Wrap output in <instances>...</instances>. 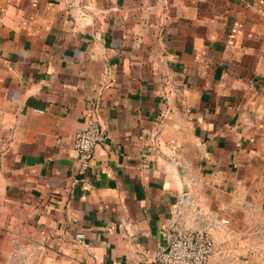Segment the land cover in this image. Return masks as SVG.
Segmentation results:
<instances>
[{"label":"crops","instance_id":"obj_1","mask_svg":"<svg viewBox=\"0 0 264 264\" xmlns=\"http://www.w3.org/2000/svg\"><path fill=\"white\" fill-rule=\"evenodd\" d=\"M206 227L209 264H264V0H0V264H152Z\"/></svg>","mask_w":264,"mask_h":264},{"label":"built area","instance_id":"obj_2","mask_svg":"<svg viewBox=\"0 0 264 264\" xmlns=\"http://www.w3.org/2000/svg\"><path fill=\"white\" fill-rule=\"evenodd\" d=\"M105 133L99 114L89 117L86 129L78 133L74 140V150L84 174L94 158L96 147L104 140ZM79 233L77 240L84 239ZM215 251L212 235L206 231H181L171 237L166 248L156 252L152 264H209Z\"/></svg>","mask_w":264,"mask_h":264},{"label":"rangeland","instance_id":"obj_3","mask_svg":"<svg viewBox=\"0 0 264 264\" xmlns=\"http://www.w3.org/2000/svg\"><path fill=\"white\" fill-rule=\"evenodd\" d=\"M226 222L227 221L224 219V220H220V223H217V224H224L225 225ZM199 231H206V232L210 233L212 235V237H213V234H212L211 229L209 227L203 228V229H201ZM235 258L238 259L239 261L243 262L242 257H235Z\"/></svg>","mask_w":264,"mask_h":264}]
</instances>
